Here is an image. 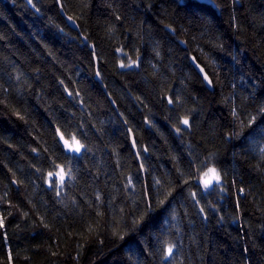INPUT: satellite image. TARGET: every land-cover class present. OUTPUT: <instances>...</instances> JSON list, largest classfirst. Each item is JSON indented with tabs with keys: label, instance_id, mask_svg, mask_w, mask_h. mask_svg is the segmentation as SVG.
Returning <instances> with one entry per match:
<instances>
[{
	"label": "trees",
	"instance_id": "trees-1",
	"mask_svg": "<svg viewBox=\"0 0 264 264\" xmlns=\"http://www.w3.org/2000/svg\"><path fill=\"white\" fill-rule=\"evenodd\" d=\"M262 150L264 0H0V264H264Z\"/></svg>",
	"mask_w": 264,
	"mask_h": 264
},
{
	"label": "snow or ice",
	"instance_id": "snow-or-ice-1",
	"mask_svg": "<svg viewBox=\"0 0 264 264\" xmlns=\"http://www.w3.org/2000/svg\"><path fill=\"white\" fill-rule=\"evenodd\" d=\"M211 2V0H210ZM29 3H31V0H29ZM71 19V18H69ZM128 67H130L131 65H127ZM121 67H126V65L121 64ZM205 79H207V77H205ZM209 83H211V81H209ZM169 103H172L171 100H169ZM181 123L185 126L189 125V120L187 118L183 119L181 121ZM177 131L179 132L180 129L178 128ZM61 140H64L63 135H61L60 137ZM73 142L72 144H69V142L67 140H64V144L65 146L68 148L69 151H73V152H77L79 153L81 151V149L84 147L82 144L79 143L78 140H76L75 137L72 138ZM264 151V150H262ZM53 175H56L58 177V185H63L64 181H65V176H70L71 175V170L69 169L68 172H65V170L63 168H60V170L56 173H52L49 172L48 176L52 177ZM201 183L203 184L204 188L207 189L211 184H213V182H215V184L219 185L221 183V177H220V173L218 172V170L213 166V167H207V171L203 172L202 176L199 177ZM157 183L159 184L160 182L157 181ZM185 183H187V181H185ZM129 184H131V180H129ZM57 194H59V192H57ZM171 193H167V195H170ZM165 196V198H166ZM191 196L193 199L196 198V193L192 192ZM164 201L162 200L161 203H163ZM198 203V201H197ZM201 211H203V209H201ZM3 226V221L0 220V227ZM173 245H168L166 247L165 251V255H164V260L169 261V264H171L170 258L173 255Z\"/></svg>",
	"mask_w": 264,
	"mask_h": 264
},
{
	"label": "water",
	"instance_id": "water-1",
	"mask_svg": "<svg viewBox=\"0 0 264 264\" xmlns=\"http://www.w3.org/2000/svg\"><path fill=\"white\" fill-rule=\"evenodd\" d=\"M196 1L201 2V3H209V0H196ZM68 23L72 26L73 29L77 30V27L75 26V24L72 20L68 19ZM191 63L195 67V69L197 70V72L199 73V75L201 76L203 81L205 82V84L211 89V83H209L210 79L208 78V76L206 75L204 70L195 62V60L193 58H191ZM205 77H207V79H205ZM131 144H132V147L136 153V148L134 145L132 135H131Z\"/></svg>",
	"mask_w": 264,
	"mask_h": 264
},
{
	"label": "rangeland",
	"instance_id": "rangeland-1",
	"mask_svg": "<svg viewBox=\"0 0 264 264\" xmlns=\"http://www.w3.org/2000/svg\"><path fill=\"white\" fill-rule=\"evenodd\" d=\"M72 143H74V142H69V144H72ZM67 148V147H66ZM68 149V148H67ZM71 152H73V151H71ZM213 183H215V182H213Z\"/></svg>",
	"mask_w": 264,
	"mask_h": 264
}]
</instances>
